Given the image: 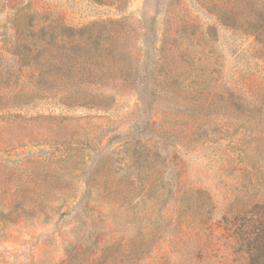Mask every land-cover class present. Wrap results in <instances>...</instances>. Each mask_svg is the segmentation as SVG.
<instances>
[{
	"label": "rangeland",
	"instance_id": "374dc122",
	"mask_svg": "<svg viewBox=\"0 0 264 264\" xmlns=\"http://www.w3.org/2000/svg\"><path fill=\"white\" fill-rule=\"evenodd\" d=\"M106 1L0 0V264H251L264 0Z\"/></svg>",
	"mask_w": 264,
	"mask_h": 264
},
{
	"label": "trees",
	"instance_id": "16d2710c",
	"mask_svg": "<svg viewBox=\"0 0 264 264\" xmlns=\"http://www.w3.org/2000/svg\"><path fill=\"white\" fill-rule=\"evenodd\" d=\"M98 4H106V0H91ZM159 1V0H158ZM111 4V3H109ZM261 241L264 242V231L260 235L259 233H255L254 241H253V250H256V253L251 257V264H264V258L261 256V253L264 254V247L261 244ZM264 244V243H263Z\"/></svg>",
	"mask_w": 264,
	"mask_h": 264
}]
</instances>
